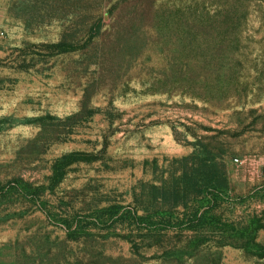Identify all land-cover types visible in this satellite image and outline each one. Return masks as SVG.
Instances as JSON below:
<instances>
[{
    "label": "rangeland",
    "instance_id": "374dc122",
    "mask_svg": "<svg viewBox=\"0 0 264 264\" xmlns=\"http://www.w3.org/2000/svg\"><path fill=\"white\" fill-rule=\"evenodd\" d=\"M0 264H264V0H0Z\"/></svg>",
    "mask_w": 264,
    "mask_h": 264
}]
</instances>
